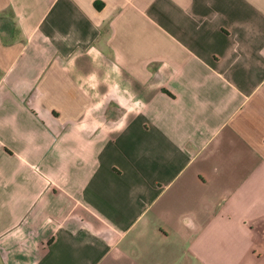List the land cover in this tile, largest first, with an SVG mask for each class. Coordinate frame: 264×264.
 <instances>
[{
	"label": "crops",
	"instance_id": "0c3cea01",
	"mask_svg": "<svg viewBox=\"0 0 264 264\" xmlns=\"http://www.w3.org/2000/svg\"><path fill=\"white\" fill-rule=\"evenodd\" d=\"M0 264H264V0H0Z\"/></svg>",
	"mask_w": 264,
	"mask_h": 264
}]
</instances>
